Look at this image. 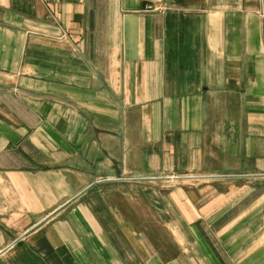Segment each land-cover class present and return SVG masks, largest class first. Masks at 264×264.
<instances>
[{
    "label": "crops",
    "instance_id": "obj_1",
    "mask_svg": "<svg viewBox=\"0 0 264 264\" xmlns=\"http://www.w3.org/2000/svg\"><path fill=\"white\" fill-rule=\"evenodd\" d=\"M0 264H264V0H0Z\"/></svg>",
    "mask_w": 264,
    "mask_h": 264
}]
</instances>
